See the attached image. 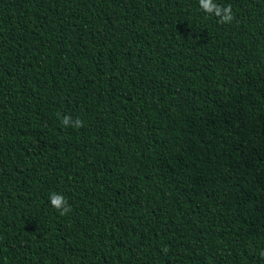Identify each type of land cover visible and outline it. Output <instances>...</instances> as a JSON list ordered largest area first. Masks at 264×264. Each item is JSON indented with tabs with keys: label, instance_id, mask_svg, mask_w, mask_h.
Masks as SVG:
<instances>
[{
	"label": "trees",
	"instance_id": "obj_1",
	"mask_svg": "<svg viewBox=\"0 0 264 264\" xmlns=\"http://www.w3.org/2000/svg\"><path fill=\"white\" fill-rule=\"evenodd\" d=\"M217 2L0 0V264H264V0Z\"/></svg>",
	"mask_w": 264,
	"mask_h": 264
},
{
	"label": "clouds",
	"instance_id": "obj_2",
	"mask_svg": "<svg viewBox=\"0 0 264 264\" xmlns=\"http://www.w3.org/2000/svg\"><path fill=\"white\" fill-rule=\"evenodd\" d=\"M198 6L205 14L209 16H215L218 18L219 23H231L234 19L231 5H221L217 0H197ZM61 123L65 127H83L84 122L79 118L72 121L67 115L61 117ZM49 203L53 209H56L61 216L68 215L71 211V205L68 203L67 198L61 193H51L49 195ZM261 256H264V252H261Z\"/></svg>",
	"mask_w": 264,
	"mask_h": 264
}]
</instances>
